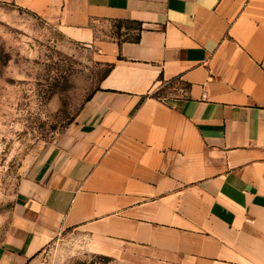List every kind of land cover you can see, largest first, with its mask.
Here are the masks:
<instances>
[{
  "label": "crops",
  "instance_id": "1",
  "mask_svg": "<svg viewBox=\"0 0 264 264\" xmlns=\"http://www.w3.org/2000/svg\"><path fill=\"white\" fill-rule=\"evenodd\" d=\"M0 1L77 41L134 25L96 42L113 66L21 180L0 264L70 232L94 254L264 264V0Z\"/></svg>",
  "mask_w": 264,
  "mask_h": 264
},
{
  "label": "rangeland",
  "instance_id": "2",
  "mask_svg": "<svg viewBox=\"0 0 264 264\" xmlns=\"http://www.w3.org/2000/svg\"><path fill=\"white\" fill-rule=\"evenodd\" d=\"M133 26L99 22L94 41H77L57 22L0 1V247L5 248L14 230L21 180L78 120L109 68L96 42L131 38ZM173 91L160 84L155 92L164 96ZM142 255L94 254L70 232L58 235L24 264H163Z\"/></svg>",
  "mask_w": 264,
  "mask_h": 264
},
{
  "label": "trees",
  "instance_id": "3",
  "mask_svg": "<svg viewBox=\"0 0 264 264\" xmlns=\"http://www.w3.org/2000/svg\"><path fill=\"white\" fill-rule=\"evenodd\" d=\"M138 29L139 30H141V25H140V27H138ZM139 39V34L138 35H136V37H134V40H138ZM112 66H113V63H109V68H108V70L105 72V74L103 75V77L109 72V70L112 68ZM102 77V78H103ZM179 79H173V80H171V81H169V82H165V84L166 85H168V86H170L172 83H176L177 81H178ZM164 82V81H163ZM98 89V88H97ZM155 94L158 96V97H161L162 95L160 94V93H158V92H155ZM92 95V94H91ZM91 95H89L88 96V98H87V100H89L90 98H91Z\"/></svg>",
  "mask_w": 264,
  "mask_h": 264
}]
</instances>
